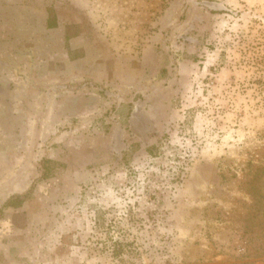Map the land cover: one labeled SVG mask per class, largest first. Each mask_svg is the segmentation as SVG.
I'll return each mask as SVG.
<instances>
[{
  "label": "rangeland",
  "instance_id": "1",
  "mask_svg": "<svg viewBox=\"0 0 264 264\" xmlns=\"http://www.w3.org/2000/svg\"><path fill=\"white\" fill-rule=\"evenodd\" d=\"M0 264H264V0H0Z\"/></svg>",
  "mask_w": 264,
  "mask_h": 264
},
{
  "label": "trees",
  "instance_id": "2",
  "mask_svg": "<svg viewBox=\"0 0 264 264\" xmlns=\"http://www.w3.org/2000/svg\"><path fill=\"white\" fill-rule=\"evenodd\" d=\"M123 253V250H122V247L120 246L118 248V250L116 251V249L114 250V256H118V255H121Z\"/></svg>",
  "mask_w": 264,
  "mask_h": 264
}]
</instances>
